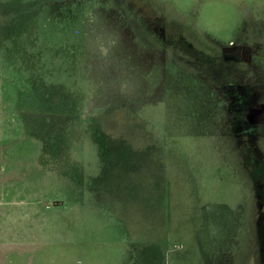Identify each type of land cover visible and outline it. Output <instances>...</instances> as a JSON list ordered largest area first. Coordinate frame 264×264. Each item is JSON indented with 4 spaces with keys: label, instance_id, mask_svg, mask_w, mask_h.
Here are the masks:
<instances>
[{
    "label": "rangeland",
    "instance_id": "rangeland-1",
    "mask_svg": "<svg viewBox=\"0 0 264 264\" xmlns=\"http://www.w3.org/2000/svg\"><path fill=\"white\" fill-rule=\"evenodd\" d=\"M261 136L264 0H0V264H253Z\"/></svg>",
    "mask_w": 264,
    "mask_h": 264
},
{
    "label": "trees",
    "instance_id": "trees-1",
    "mask_svg": "<svg viewBox=\"0 0 264 264\" xmlns=\"http://www.w3.org/2000/svg\"><path fill=\"white\" fill-rule=\"evenodd\" d=\"M184 36L185 32L183 33ZM179 39H171V42L176 43L173 47L169 48V53L168 57L171 60H176L179 63H183V61L181 59H188L187 55H185L184 53L181 52V50H179V48L181 47L180 43L178 42ZM203 46H206L205 44H203ZM181 61V62H180ZM201 65L199 66V70L198 73L200 76L202 77H210L211 76V72H210V67L213 66H219L221 67L220 63L217 62H212V61H200ZM244 66V65H243ZM223 69V67H222ZM222 71V70H221ZM234 75L231 76V72H229V75L223 76L220 75L219 78L221 79V81L227 82L229 85H238L239 83H241L244 79L247 81H256L257 77L255 76L254 72L252 71H248L246 70V68L244 67V69H240L239 71L236 69H233L232 72ZM217 74V73H216ZM4 79L16 90L18 91H26L28 89V83L27 81L18 73L16 72H2L1 74ZM228 137L231 138L232 140V149L235 148L237 149V156L240 159V154H239V148H237V145L234 142V138L228 134ZM230 140V141H231ZM259 149L260 152L263 155V159H264V136L259 137V139L257 140V146H254V149ZM235 149H233L234 151H236ZM255 149V150H256ZM246 173V172H244ZM244 177L247 178L246 184H247V189L249 194L251 195V200H250V205H249V211L248 208L246 206V202L244 201L243 205H242V209L240 211V224L239 227L237 228L236 234L234 236V246H233V250L236 249L235 247H237L238 245H240V241L238 240V234L239 232H241V228L243 226L247 227V231L249 232V240H248V248L250 247L252 249V256L255 257L256 260H253V264H258V251H259V244L256 241V228L258 227V223H259V219L261 218V216H264V209L263 207H261V204L258 200V188H257V183L254 181L252 182V180H250L249 175L246 177V174H244ZM244 178V179H245ZM256 183V184H255ZM249 204V203H248ZM261 208H262V214H261ZM247 211V212H246ZM264 219V217H263ZM244 229V228H243ZM244 231V230H243ZM244 240V237H243ZM245 242V240H244ZM243 242V243H244ZM243 247V246H242ZM250 249V250H251ZM232 250V252H233Z\"/></svg>",
    "mask_w": 264,
    "mask_h": 264
}]
</instances>
